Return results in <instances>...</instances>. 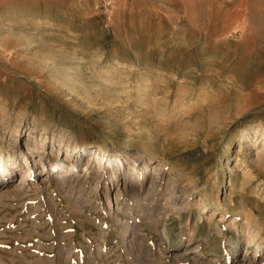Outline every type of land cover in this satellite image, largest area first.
Segmentation results:
<instances>
[{
	"label": "rangeland",
	"instance_id": "374dc122",
	"mask_svg": "<svg viewBox=\"0 0 264 264\" xmlns=\"http://www.w3.org/2000/svg\"><path fill=\"white\" fill-rule=\"evenodd\" d=\"M0 107L5 159L39 134L52 157L68 158L76 142L80 158L73 178L35 189L26 165L36 155H12L14 177L0 180V264H247L260 244L264 264V173L249 180L264 134L241 143L248 127L264 129V0H0ZM180 189L177 204L193 193L175 214ZM145 201L170 218L146 223Z\"/></svg>",
	"mask_w": 264,
	"mask_h": 264
},
{
	"label": "bare ground",
	"instance_id": "6f19581e",
	"mask_svg": "<svg viewBox=\"0 0 264 264\" xmlns=\"http://www.w3.org/2000/svg\"><path fill=\"white\" fill-rule=\"evenodd\" d=\"M105 83H108V81H105ZM143 84V83H142ZM137 85V84H136ZM137 92H138V94L139 95H143V94H145L146 92H148V88H146V86H144V87H140V86H138L137 87ZM145 100L144 99H140V100H138V103L139 102H144ZM152 101V100H151ZM4 106V105H3ZM5 108V107H4ZM3 108V109H4ZM0 109H2L1 107H0ZM5 126V125H4ZM17 127V126H16ZM34 127V126H33ZM17 129V128H16ZM12 130V129H11ZM19 130V129H18ZM45 131V130H44ZM14 132V131H13ZM258 132H260V133H258ZM36 133V132H35ZM44 133V132H43ZM59 133L61 134V135H63V136H66L65 135V133L64 132H60L59 131ZM47 134V133H46ZM263 135L264 134V129L263 130H259V128H252V127H248L247 129H245L242 133H241V135H242V141H241V143L243 142V141H246V142H249L250 141V138L251 137H255V136H257V135ZM14 135H15V137L17 136V134H15L14 133ZM28 135H30V132L28 133ZM14 137V138H15ZM17 138V137H16ZM32 138V137H31ZM258 138V137H257ZM0 139H2V138H0ZM63 142H65V138H63V139H61V140H54V139H51L50 140V145H51V148L54 146V147H60L62 144H63ZM256 138L254 139V141L252 142V144H255L256 145ZM47 143H48V137L46 136V135H44V134H39V135H37V136H35V137H33L32 139H26L25 141H24V143L22 144V143H18V142H15V144L13 145L14 147H12V146H10L9 145V147L7 148V150H9V153L10 154H8V156L6 157V159L4 158V153L2 152V150H0V180L2 179V182L1 183H4V182H6V183H8V181H9V179H11L12 177H9V179L8 180H6L5 178H6V175L8 174L9 176H13L14 174H13V172H14V169H10V170H7L6 169V166L13 160L12 158H14L12 155H16L17 154V151L19 152L22 148H23V150L25 151V157H27L28 155H31L30 157H32L33 155H36V157H34V158H32V160H31V162L29 161V159L27 160V162H30V166L29 165H26L27 166V170L28 171H32L33 169H35L36 168V175H33V177H31L30 178V180H31V182H29L30 183V185H34V186H36V188L35 189H39V188H41V184L43 183L44 184V182H43V179H47V180H57V179H60V178H63V177H69V178H73V176H74V173L73 172H75L74 170L75 169H77V165H76V160L77 161H79L80 160V158L79 157H77V158H75L74 156L76 155V154H78V149H79V143H76V142H66V144H65V149H66V153L67 154H69V157L68 158H55V157H52L53 156V154H52V152H50L48 149H49V147L47 146ZM246 145H249V143H246ZM263 146H264V143H263ZM11 147L12 148H14L13 150L14 151H11ZM2 148V147H1ZM3 149V148H2ZM45 154H46V159L48 158H52L51 160L52 161H54L55 163H53V164H51V166H50V169H48L47 168V161L46 162H44L43 160H42V158H43V156H45ZM258 154V153H257ZM18 155V154H17ZM141 155V154H140ZM139 154H134L133 155V157H132V164H133V166L135 167V168H137L136 166H137V164L138 163H140V164H142V166H141V168H138L140 171H141V173H138V176L140 175V174H142L141 175V178H139V181H142L143 183H147V175H149V174H147L146 175V173H147V169H149L148 167H147V165H148V163L146 162V159L144 158V157H142L141 158V156H140ZM70 156H73V157H70ZM109 156H115V157H120L121 156V154H120V151H114V152H111L110 153V155ZM103 158V157H102ZM76 159V160H75ZM103 160V159H102ZM68 161V162H67ZM91 162V158H89L88 159V161H87V163L85 164V166L82 168V169H79L78 171H80L83 175L82 176H84V178H85V180L87 179V176L90 174V171H89V167H90V165L92 164V163H90ZM113 162L114 161H112V160H109V163H108V167H107V170H113L114 171V167L117 169L116 170V173L118 172V170L121 168V163H118L117 165H115L114 166V164H113ZM78 163V162H77ZM94 163V162H93ZM160 166V165H159ZM251 166V165H250ZM160 167H158V168H156V169H159ZM252 168H254V170L252 171L253 172V176H252V178H250L249 180L250 181H252L254 178H258V175H259V172L261 173H264L263 171H264V161H263V158L261 157V155L260 156H258V155H256V159L254 160V161H252ZM60 169H66L65 171H59ZM99 169V168H98ZM155 170V169H154ZM122 171V170H121ZM216 171V170H215ZM106 172V171H105ZM255 172V173H254ZM107 173V172H106ZM216 173V172H215ZM114 174V173H113ZM156 174H158V173H156ZM103 172L102 173H98L97 174V178H102L103 176ZM128 175H130V173L128 174ZM223 175V174H222ZM29 173H25L24 174V176H22V180L24 181V180H26L27 181V179H28V181H30L29 180ZM250 176H251V174H250ZM14 177V176H13ZM40 177H43V178H40ZM151 177V176H150ZM152 177H153V175H152ZM158 177H159V175H158ZM220 177V176H219ZM80 178H81V176H80ZM246 178V177H245ZM245 178H242V179H245ZM153 179H154V177H153ZM152 179V182H151V185L150 184H148V185H150L149 187H148V195L150 194V192L151 191H153L154 190V186L156 185V181L155 180H153ZM210 179V178H209ZM21 180V179H20ZM47 180H46V182H47ZM70 181L72 180V179H69ZM211 180V179H210ZM247 180V179H246ZM4 181V182H3ZM45 181V180H44ZM157 181H159V178H158V180ZM185 181H186V179H185ZM223 181V178L221 177V182ZM234 181V180H233ZM248 181V180H247ZM22 181H20V183H21ZM53 182V181H52ZM57 182V181H56ZM56 182H53V183H56ZM172 182V181H171ZM220 182V183H221ZM249 182V181H248ZM253 182V181H252ZM19 183V182H18ZM50 183V182H49ZM71 183V182H70ZM129 183V182H128ZM66 184V183H65ZM73 184V183H72ZM75 184V183H74ZM96 184H97V181H96ZM124 184H125V182H124ZM45 185V184H44ZM67 185V184H66ZM71 185V184H70ZM70 185H69V187H70ZM81 185V184H80ZM132 185V184H131ZM139 183L137 184V185H135V187H137V189H135V187H134V194H138L139 192H140V190L141 191H144V188H142V189H139ZM187 185V184H186ZM221 185V184H220ZM23 186V185H22ZM61 187H63L62 186V184L60 185ZM59 186V187H60ZM75 186V185H74ZM119 186V185H118ZM188 186H191V187H193L194 186V184H193V182L191 181L190 183H189V185ZM232 186H233V184H232ZM231 186V187H232ZM73 187V186H72ZM121 187V186H120ZM118 188V190H117V196H120V189L121 188ZM123 187V186H122ZM125 187V186H124ZM218 187V186H217ZM22 188V187H21ZM28 188V187H27ZM81 188V187H80ZM189 188V187H188ZM69 189V188H68ZM125 189V188H124ZM160 189V188H159ZM184 189V188H183ZM17 190V189H16ZM19 190H20V188H19ZM26 190V189H25ZM70 190V189H69ZM156 190V189H155ZM193 190V189H192ZM187 191V193H186V196H187V198L188 199H186L185 201H182V203H180V204H177L176 203V201L178 200L177 198H178V196H181L180 195V193H183L182 191H185V190H181L180 189V192L179 193H177V190H175V191H173V193L171 194V196H170V198L171 199H169V200H171V205H169L170 207L171 206H173V211L172 212H175V214H180V213H182V211L183 210H186L187 209V207L189 206L187 203L189 202V198H191L190 196L192 195V193H193V191ZM194 190H196V189H194ZM35 191V190H34ZM67 191V190H66ZM130 191V190H129ZM239 191V190H238ZM241 191V190H240ZM243 191V190H242ZM21 192V191H20ZM17 193V192H16ZM94 193V192H93ZM109 192L107 191L106 192V195H105V197H106V200H107V204L109 205V202H110V196H109V194H108ZM155 193V192H154ZM153 193V194H154ZM38 194V193H37ZM89 195V194H88ZM145 196H147V194L145 195ZM155 196V195H154ZM242 196V195H241ZM22 197V196H21ZM20 197V198H21ZM23 198V197H22ZM133 198V197H132ZM146 198V197H145ZM69 199V198H68ZM67 199V200H68ZM134 199H135V197H134ZM133 199V200H134ZM231 199V198H230ZM229 199V200H230ZM139 200H141V199H139ZM138 199L136 200V201H139ZM152 200V199H151ZM202 201H203V205H206V204H208L209 205V203L208 202H205L204 201V199H202ZM140 202V201H139ZM138 202V203H139ZM153 202V201H152ZM117 203V202H116ZM132 203H135V202H133L132 201ZM148 203V202H147ZM146 203V201L145 202H141V206H143V211H142V213H141V215H142V217H141V219L142 220H144V221H146V223H149L151 226H155L156 227V224H158V222L160 221V220H167V219H169L170 217H169V214L168 213H165L164 211H163V205H161L162 206V208H161V210L164 212H162V213H158L157 215H155L154 214V211H155V209H157V208H154V203H152V204H147ZM229 203H233V201L232 200H230L229 201ZM73 204V203H72ZM79 204V203H78ZM194 204H196V207H199L200 206V204L199 203H195L194 202ZM130 205V204H129ZM138 205H140V203L138 204ZM128 206V205H127ZM168 206V207H169ZM203 207V206H202ZM160 208V207H159ZM189 208V207H188ZM80 210V209H79ZM117 210V209H116ZM169 210H170V208H169ZM202 210H203V208H202ZM201 210V211H202ZM215 210L217 211V213L219 214V213H224V210L221 208V207H215ZM121 212V211H120ZM159 212V211H158ZM172 215V214H171ZM173 217V216H172ZM179 217H180V215H179ZM201 217L202 216H198V222H202V220H201ZM245 218H248V216L247 215H245ZM140 219V220H141ZM138 221V220H137ZM210 221H212L211 219H207V222H209V223H207V224H209V226H211L212 224H213V222H210ZM133 224V227H135L136 226V221H134V222H132ZM152 223V224H151ZM165 224V223H164ZM130 227V226H129ZM163 227H165V225L163 226ZM212 227V226H211ZM127 228V227H126ZM218 228H219V231H220V233H222L223 232V229L220 227V226H218ZM162 229V228H161ZM132 230V229H131ZM164 230V229H163ZM218 230V229H217ZM153 231V230H152ZM132 234V233H131ZM167 233L166 232H163V235L165 236ZM162 235V234H161ZM185 237L186 238H188V240H191V238L193 237V233L192 232H188L186 235H185ZM165 238V237H164ZM163 238V239H164ZM252 239H253V237H252ZM62 242V241H61ZM130 242V241H129ZM133 242V241H132ZM139 242V241H138ZM190 244H192V243H190ZM248 245H250V244H248ZM261 247H262V245L260 244V245H256V246H254L253 247V250H254V254L251 256V258H249V259H247V264H259V263H261L262 261H261V255H259V254H261ZM65 248V247H64ZM63 250V249H62ZM195 250V249H194ZM198 250V249H197ZM135 251V250H134ZM90 252V251H89ZM65 253V252H64ZM60 254V253H59ZM8 258V257H7ZM14 259V258H13ZM12 259V260H13ZM246 259V258H245ZM31 260H33V259H31ZM139 260H140V258H139ZM263 260V259H262ZM8 261V260H7ZM28 261V260H27ZM54 261V260H53ZM147 261V260H146ZM13 262V261H12ZM58 262H60L59 260H58ZM129 262V261H128ZM41 263V262H40ZM142 263H144V262H142ZM13 264V263H12ZM62 264V263H61ZM263 264V263H262Z\"/></svg>",
	"mask_w": 264,
	"mask_h": 264
}]
</instances>
